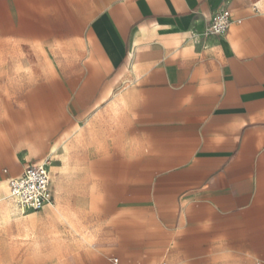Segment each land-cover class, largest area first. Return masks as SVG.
Masks as SVG:
<instances>
[{
	"label": "crops",
	"instance_id": "0c3cea01",
	"mask_svg": "<svg viewBox=\"0 0 264 264\" xmlns=\"http://www.w3.org/2000/svg\"><path fill=\"white\" fill-rule=\"evenodd\" d=\"M100 7L78 0L68 14L50 11L59 40L85 48L84 67L61 86L76 121L61 145L86 143L88 169H124L119 184L134 186V203L120 215L171 218L167 261L156 264H213L240 253L264 264V0ZM222 8L230 26L210 34ZM25 167L9 165L3 181Z\"/></svg>",
	"mask_w": 264,
	"mask_h": 264
},
{
	"label": "rangeland",
	"instance_id": "374dc122",
	"mask_svg": "<svg viewBox=\"0 0 264 264\" xmlns=\"http://www.w3.org/2000/svg\"><path fill=\"white\" fill-rule=\"evenodd\" d=\"M71 1L78 0H0V181L11 164L43 161L52 181V201L27 215L17 211L6 182H0V264H146L151 256L156 260L150 264L167 261L171 218L129 210L120 215L124 203H134V186L119 184L124 169L103 168V162L88 169L93 155L86 143L78 151L65 147L76 121L70 89L61 86L68 84L69 71L76 75L84 67L85 48L59 40L61 25L50 11L68 14ZM79 1L97 11L112 0ZM236 261L247 264L241 253L213 264Z\"/></svg>",
	"mask_w": 264,
	"mask_h": 264
},
{
	"label": "built area",
	"instance_id": "2783aa9c",
	"mask_svg": "<svg viewBox=\"0 0 264 264\" xmlns=\"http://www.w3.org/2000/svg\"><path fill=\"white\" fill-rule=\"evenodd\" d=\"M230 23L229 10L222 8L212 16L209 32L213 35L224 34ZM6 186L9 199L21 215L39 212L52 201V181L46 162L28 165L19 176L9 179ZM114 262L117 263V259Z\"/></svg>",
	"mask_w": 264,
	"mask_h": 264
},
{
	"label": "bare ground",
	"instance_id": "6f19581e",
	"mask_svg": "<svg viewBox=\"0 0 264 264\" xmlns=\"http://www.w3.org/2000/svg\"><path fill=\"white\" fill-rule=\"evenodd\" d=\"M7 189V188H6Z\"/></svg>",
	"mask_w": 264,
	"mask_h": 264
}]
</instances>
